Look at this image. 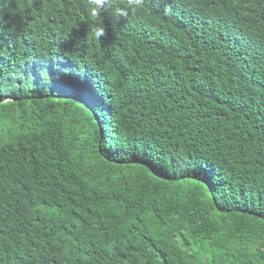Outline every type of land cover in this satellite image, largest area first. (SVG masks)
<instances>
[{
	"label": "trees",
	"instance_id": "obj_1",
	"mask_svg": "<svg viewBox=\"0 0 264 264\" xmlns=\"http://www.w3.org/2000/svg\"><path fill=\"white\" fill-rule=\"evenodd\" d=\"M86 7L0 0V264H264V0Z\"/></svg>",
	"mask_w": 264,
	"mask_h": 264
},
{
	"label": "clouds",
	"instance_id": "obj_2",
	"mask_svg": "<svg viewBox=\"0 0 264 264\" xmlns=\"http://www.w3.org/2000/svg\"><path fill=\"white\" fill-rule=\"evenodd\" d=\"M160 2L161 0H86V13L91 22L88 26L91 39L101 42V38L106 35L101 15L103 11L110 9L114 17L127 19L129 15L142 13L149 4L158 6ZM171 10V6L166 4L163 11L167 15Z\"/></svg>",
	"mask_w": 264,
	"mask_h": 264
}]
</instances>
